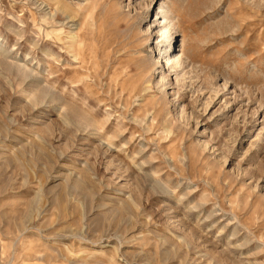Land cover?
Here are the masks:
<instances>
[{
	"label": "rangeland",
	"instance_id": "1",
	"mask_svg": "<svg viewBox=\"0 0 264 264\" xmlns=\"http://www.w3.org/2000/svg\"><path fill=\"white\" fill-rule=\"evenodd\" d=\"M0 264H264V0H0Z\"/></svg>",
	"mask_w": 264,
	"mask_h": 264
}]
</instances>
